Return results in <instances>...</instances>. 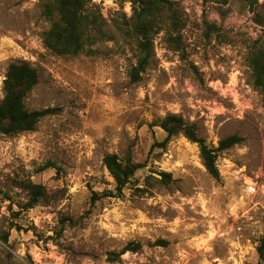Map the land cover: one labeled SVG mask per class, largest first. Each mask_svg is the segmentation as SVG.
<instances>
[{
    "label": "rangeland",
    "instance_id": "obj_1",
    "mask_svg": "<svg viewBox=\"0 0 264 264\" xmlns=\"http://www.w3.org/2000/svg\"><path fill=\"white\" fill-rule=\"evenodd\" d=\"M169 1L184 25L181 50L157 35L154 60L134 80V41L110 25L103 28L113 41L55 56L42 43L45 0H0V101L8 65L26 61L38 73L27 109H58L33 132L0 136V234L9 231L0 264L260 263L264 95L252 86L246 56L254 41L264 43V0ZM87 8L108 24L131 15L117 0H90ZM169 115L215 148L228 136L244 139L218 153V180L182 135L155 145L166 137L157 124ZM107 154L143 165L118 198L102 197L114 189ZM49 162L60 170L41 171ZM27 181L47 195L17 218L8 208L27 203ZM130 244L139 252L109 259Z\"/></svg>",
    "mask_w": 264,
    "mask_h": 264
},
{
    "label": "trees",
    "instance_id": "obj_2",
    "mask_svg": "<svg viewBox=\"0 0 264 264\" xmlns=\"http://www.w3.org/2000/svg\"><path fill=\"white\" fill-rule=\"evenodd\" d=\"M90 0H45L42 5L41 15L48 22V28L42 33L44 47L53 55L60 57H77L88 53V46L92 40L102 38L113 41L112 34L104 31L103 26L110 25L115 32L123 37L134 41L137 52L136 64L132 68L131 78L137 80L151 65L155 58L154 40L157 35L162 38L176 51L181 50L182 30L184 25L178 12L169 0H117L120 4L128 2L131 6V15L127 17L123 12L120 20H112L108 24L98 14L97 18L87 8ZM204 4L215 3L220 6L228 4L229 0H202ZM246 63L251 71L252 86L264 95V43L261 40L254 41L246 56ZM38 84L37 70L26 61L14 62L8 65L2 81L3 97L0 101V136H16L36 130L40 121L56 115L58 109L46 108L42 110H29L25 105V98ZM157 126L166 134L161 143L155 145L164 148L166 143L174 136L182 135L189 142L196 144L202 164L208 175L219 179L217 168L218 153L229 150L241 144L242 137L232 135L218 142L217 147L209 145L205 139L199 136L194 125L187 124L177 115H169L160 120ZM103 166L114 181V189L111 192H103L102 197L118 198L130 184L135 173L143 167L132 161L130 155L122 159L116 154H107L102 160ZM60 170L53 163H47L41 171L47 169ZM162 178L167 180L171 176L161 173ZM22 188L28 193V201L19 207V210L10 213L19 217L21 213L35 208L46 197L43 186L33 184L31 181L24 182ZM93 200L99 199L93 194ZM14 227L10 223L9 229ZM0 240L5 246H9V231L0 234ZM257 246V254L260 263L264 260V239ZM165 245L164 242H157ZM140 250L138 244L127 245L120 253H109V259H119L125 253L136 254Z\"/></svg>",
    "mask_w": 264,
    "mask_h": 264
}]
</instances>
